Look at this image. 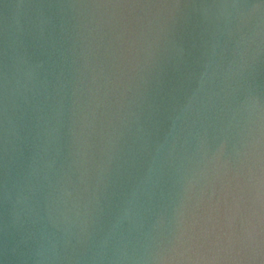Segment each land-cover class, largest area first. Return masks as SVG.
I'll return each mask as SVG.
<instances>
[{"label":"water","instance_id":"water-1","mask_svg":"<svg viewBox=\"0 0 264 264\" xmlns=\"http://www.w3.org/2000/svg\"><path fill=\"white\" fill-rule=\"evenodd\" d=\"M0 264H264V0H0Z\"/></svg>","mask_w":264,"mask_h":264}]
</instances>
